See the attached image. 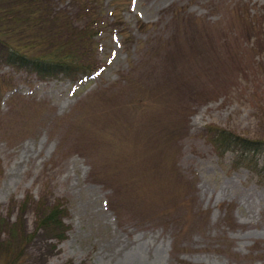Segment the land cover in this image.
I'll return each instance as SVG.
<instances>
[{
	"label": "rangeland",
	"instance_id": "obj_1",
	"mask_svg": "<svg viewBox=\"0 0 264 264\" xmlns=\"http://www.w3.org/2000/svg\"><path fill=\"white\" fill-rule=\"evenodd\" d=\"M92 2L99 71L0 63V245L15 226L25 264H264V167L206 134L264 141V0ZM53 6L85 26L80 0ZM54 203L63 237L37 230Z\"/></svg>",
	"mask_w": 264,
	"mask_h": 264
},
{
	"label": "trees",
	"instance_id": "obj_2",
	"mask_svg": "<svg viewBox=\"0 0 264 264\" xmlns=\"http://www.w3.org/2000/svg\"><path fill=\"white\" fill-rule=\"evenodd\" d=\"M92 1L80 0L86 19L80 28L64 11L54 10L53 0H0V63L28 70L41 80L59 76L74 82L99 71L90 50L98 47L96 36L102 31V20ZM206 130L216 153L233 152V167L244 161L250 172L260 176L257 165L264 167V160L260 163L256 155L264 154L263 140L245 138L214 125ZM65 211L59 203L42 209L37 230H57L63 237ZM22 229L11 226V234L0 245V264H25L29 257L26 249L36 232Z\"/></svg>",
	"mask_w": 264,
	"mask_h": 264
},
{
	"label": "snow or ice",
	"instance_id": "obj_3",
	"mask_svg": "<svg viewBox=\"0 0 264 264\" xmlns=\"http://www.w3.org/2000/svg\"><path fill=\"white\" fill-rule=\"evenodd\" d=\"M134 2H135V0H134Z\"/></svg>",
	"mask_w": 264,
	"mask_h": 264
}]
</instances>
